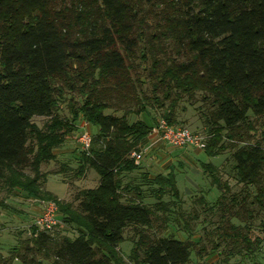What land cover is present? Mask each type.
Returning a JSON list of instances; mask_svg holds the SVG:
<instances>
[{"label": "trees", "instance_id": "1", "mask_svg": "<svg viewBox=\"0 0 264 264\" xmlns=\"http://www.w3.org/2000/svg\"><path fill=\"white\" fill-rule=\"evenodd\" d=\"M72 95L81 102L68 100L71 117L62 118L61 105ZM197 95L206 111L205 154L233 150L247 193L228 201L230 185L214 165H202L222 192L207 208L220 214L209 253L222 248L224 262L253 264L264 244L254 235L264 213V0H0V192L54 202L62 223L78 233L33 225L8 257L0 254V264H190L196 243L183 214L188 239L149 234L156 221L166 225L174 215L176 202L163 199L180 200L175 169L152 178L131 154L157 124L151 110L176 125L181 102ZM135 115L142 118L132 121ZM34 117L49 123L40 128ZM81 121L97 132L77 175L90 168L100 182L78 192L74 208L43 190L41 167L56 159ZM133 173L152 185L157 203L143 202L140 184L124 183ZM129 227L137 239L127 261L119 247ZM206 252L203 245L197 255Z\"/></svg>", "mask_w": 264, "mask_h": 264}, {"label": "rangeland", "instance_id": "2", "mask_svg": "<svg viewBox=\"0 0 264 264\" xmlns=\"http://www.w3.org/2000/svg\"><path fill=\"white\" fill-rule=\"evenodd\" d=\"M144 92L149 93L147 87L144 88ZM72 98L75 102H81L78 96H68L67 101L61 105L60 115L62 118L69 119L71 117L68 100ZM201 100V95H197L194 100H183L177 112L178 121L176 125L186 128L192 133L208 137V128L203 118V114L206 111ZM135 109H137V106H135ZM107 113L118 116L123 114L121 111L115 112L114 110H110ZM151 114L157 123L162 119V112L158 109L151 110ZM141 118L142 116L135 115L131 117V120L135 121ZM33 122L38 127L44 128L49 123V119L34 117ZM79 128L78 132L70 135L66 143L56 150V159L43 164L41 167L42 173L46 176L45 182L42 184L43 190L50 192L63 202L71 203L74 208L78 206V201L76 200L78 192L84 189H94L100 182L97 173L90 168L86 169L83 176L77 175L81 154L83 153L77 140L78 135L84 128L92 137L97 132L96 128L85 125V122L82 121L79 123ZM232 155L233 150L229 149L218 157L210 158L205 154L204 150L174 148L166 143L164 144V142L152 148L146 147L144 152L140 164L142 172H148L150 177L154 178L160 174L168 175L170 168H174L177 186L180 191V200H176L170 195L165 196L163 199L165 202H176V206L172 208L174 215H172L171 220L166 225L161 220L156 221L149 234L157 237L174 236L182 240L188 239L189 234L182 230L184 222L179 217V214H183L184 218L189 221V226L193 233L191 240L196 243L190 264H252L250 260L242 262L238 257L231 259L228 263L224 262V254L221 253L222 248L216 254L209 253L217 239L215 229L219 226L220 214L217 211L210 213L207 208L217 201L222 192L212 185V179L202 165H214L218 169L222 182L228 183L231 187V192L227 193V200H231L232 195L236 194L240 201L247 193L245 191L246 188L237 181L234 169L235 161ZM124 183L140 184L144 192L143 202L145 204L152 206L158 202L152 192V185L143 178L141 173L126 175ZM247 202L248 204L250 203V197ZM42 208L43 205L40 201L26 199L18 191L8 193L6 190H2L0 192V254L2 256L8 257L11 249L19 241L31 236V228L39 217ZM159 215L163 214L160 213ZM194 215H197L198 219L195 221L189 220ZM58 219L61 221L62 218L58 216ZM175 219L180 221H175ZM233 222L238 225L242 224L238 219H234ZM261 223H264V213H260L254 222V235L260 236L264 240V229ZM53 232L61 236L76 237L78 235L75 228L64 225L62 221ZM136 239L134 227L127 228L124 233V242L119 247L127 261ZM203 245L206 247L207 252L200 257L197 252ZM253 264H264V244L256 262H253Z\"/></svg>", "mask_w": 264, "mask_h": 264}, {"label": "built area", "instance_id": "3", "mask_svg": "<svg viewBox=\"0 0 264 264\" xmlns=\"http://www.w3.org/2000/svg\"><path fill=\"white\" fill-rule=\"evenodd\" d=\"M85 125H88L85 123ZM150 136L156 142H164L174 148H194L205 150L207 147V137L192 133L190 130L176 125H169L165 119H161L154 126ZM78 143L84 153L89 155L93 145V137L86 130L82 129L78 135ZM144 150L133 152L131 158L136 165H140L143 159ZM43 205L39 217L36 219L34 226L39 230L47 233L53 232L60 225L58 219V206L54 202L40 201Z\"/></svg>", "mask_w": 264, "mask_h": 264}, {"label": "crops", "instance_id": "4", "mask_svg": "<svg viewBox=\"0 0 264 264\" xmlns=\"http://www.w3.org/2000/svg\"><path fill=\"white\" fill-rule=\"evenodd\" d=\"M154 142H155V140L153 139V137L152 136H149L148 139H147V141L141 147V150H144L145 151L146 150V147L152 148L153 146H156V145L159 146L160 144H163V142H156V143H154ZM98 185H99V183H98Z\"/></svg>", "mask_w": 264, "mask_h": 264}]
</instances>
